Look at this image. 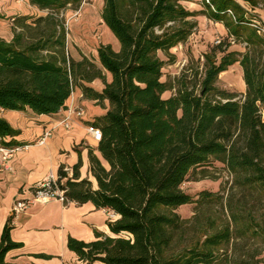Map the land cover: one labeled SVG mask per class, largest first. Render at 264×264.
<instances>
[{"label": "trees", "instance_id": "trees-1", "mask_svg": "<svg viewBox=\"0 0 264 264\" xmlns=\"http://www.w3.org/2000/svg\"><path fill=\"white\" fill-rule=\"evenodd\" d=\"M180 1L103 0L101 18L119 48L100 44L99 66L66 50L57 16L81 0H29L47 13L16 16L12 38H0V110L54 115L75 87L84 98L108 102L91 123L101 131L104 161L89 156L95 184L80 178L78 164L71 176L63 165L57 171L64 203L91 202L118 215L107 222L110 234L95 230L88 242L68 237V249L86 264H257L235 255L233 239L264 237V227L250 220L238 229L227 221L216 225L203 207L218 195L202 191L195 200L201 205L195 239L189 220L175 210L194 202L183 182L212 161L224 164L237 184L264 189V35L252 25V9L264 0H203L209 17L227 29V41L204 52L198 89L185 84L164 97L173 86L162 79L165 61L158 53L184 42L195 25ZM228 38L244 48L229 49ZM234 64L242 71V92L217 85ZM94 79L103 82L101 92L85 84ZM18 133L0 116V148L19 145ZM229 217L239 222L231 209ZM12 227L10 215L0 236V264H12L6 253L20 246L10 237Z\"/></svg>", "mask_w": 264, "mask_h": 264}, {"label": "crops", "instance_id": "crops-1", "mask_svg": "<svg viewBox=\"0 0 264 264\" xmlns=\"http://www.w3.org/2000/svg\"><path fill=\"white\" fill-rule=\"evenodd\" d=\"M252 11L264 23V9L255 8ZM115 45L119 47L116 38ZM71 57L77 59L74 54ZM110 79V74L106 73V81ZM85 84L98 92L104 86L100 79ZM79 107L85 110L81 118L74 114ZM107 108V100L98 103L84 98L81 89L75 87L66 100V107L54 115L35 114L28 108L23 111L0 110V116L19 132L14 136L19 145L11 147L16 149L7 159L6 168L1 166L0 152V236L7 218L12 215L10 237L20 243L19 247L6 253L7 262L86 264L68 249V237L88 242L95 238V230L110 234L107 225L110 211L96 208L91 202L63 203L55 199L47 202L33 201L24 211L17 214L11 211L16 200L31 199L37 182L49 172L57 175L62 165L71 170L78 164L80 178H87L95 184L89 171V156L92 154L102 158L98 142L88 134L86 126L96 117L105 114ZM66 116L71 121L69 129L60 123ZM46 131L51 134L43 144L38 143Z\"/></svg>", "mask_w": 264, "mask_h": 264}, {"label": "rangeland", "instance_id": "rangeland-1", "mask_svg": "<svg viewBox=\"0 0 264 264\" xmlns=\"http://www.w3.org/2000/svg\"><path fill=\"white\" fill-rule=\"evenodd\" d=\"M180 2L193 13L190 20L195 25L184 42L171 48L168 54L158 53L165 61L162 79L173 86L171 91L163 94L164 97L174 93L176 87L185 84L198 89L204 52H208L216 44L227 41V29L221 22L209 17L203 0ZM242 3L250 8L246 3ZM103 5V0H81L77 9L67 5V8L58 14L57 17L63 22L66 31V50L69 56L74 54L76 60L86 56L99 66L96 49L100 44H110L115 50L119 48L116 47L114 36L101 18ZM257 8L264 9V2ZM46 13V10L32 5L29 0H0V38L6 41L11 39L16 16ZM228 42L229 49L244 48L243 43H236L231 38H228ZM217 85L231 91H243L244 81L239 65L234 64L220 73ZM204 168L202 172L201 167L198 168L197 173L182 184V189L194 198V202L179 206L175 210L182 218L189 220L191 225L189 236L195 239L201 234V231H197L201 229L199 224L201 205L195 200H200L202 191L221 197L218 202L205 204L203 207L204 210L208 207L206 216L216 225L227 221L231 228L238 229L239 226H245V223L251 221L253 225L257 223L259 227H264V189L237 184L235 175L222 163L212 161ZM230 209L239 214L240 219L236 224L231 222ZM247 236L233 239L235 255L252 263L264 264V237Z\"/></svg>", "mask_w": 264, "mask_h": 264}, {"label": "built area", "instance_id": "built-area-1", "mask_svg": "<svg viewBox=\"0 0 264 264\" xmlns=\"http://www.w3.org/2000/svg\"><path fill=\"white\" fill-rule=\"evenodd\" d=\"M208 2V0H206ZM258 31L259 34L264 35V23L260 22L259 20L255 19L253 20L252 24ZM216 42H219V40H216ZM74 114L76 117H83L85 114V110L83 108H77L74 111ZM60 123H62L65 128L69 129L71 127V121L68 116L63 118ZM88 134L91 135V137L96 141L99 142L101 140V131L99 128L92 126L91 124H88L86 126ZM51 133L50 131H46L44 135L38 139V143L43 144L46 137L49 136ZM16 148H0L1 152V166L6 168V161L11 156V154L14 152ZM64 171H66L68 176H71L72 170L64 167ZM58 176L52 172H49L42 180L37 182V184L34 186L33 189V196L31 199H25V200H16L12 206L11 211L14 214H17L21 211H24L28 205L33 201L38 202H47L49 200L55 199L59 200L64 203V190L58 185ZM64 181V179L61 180L60 184ZM117 214L114 212L109 213V221L115 220Z\"/></svg>", "mask_w": 264, "mask_h": 264}]
</instances>
